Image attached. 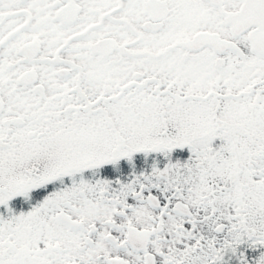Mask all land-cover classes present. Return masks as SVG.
<instances>
[{
  "label": "snow or ice",
  "instance_id": "1",
  "mask_svg": "<svg viewBox=\"0 0 264 264\" xmlns=\"http://www.w3.org/2000/svg\"><path fill=\"white\" fill-rule=\"evenodd\" d=\"M0 264H264V0H0Z\"/></svg>",
  "mask_w": 264,
  "mask_h": 264
}]
</instances>
